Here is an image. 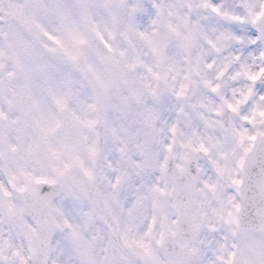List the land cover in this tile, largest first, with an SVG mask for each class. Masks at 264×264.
Wrapping results in <instances>:
<instances>
[{"label": "clouds", "instance_id": "obj_1", "mask_svg": "<svg viewBox=\"0 0 264 264\" xmlns=\"http://www.w3.org/2000/svg\"><path fill=\"white\" fill-rule=\"evenodd\" d=\"M0 264H264V0H0Z\"/></svg>", "mask_w": 264, "mask_h": 264}]
</instances>
